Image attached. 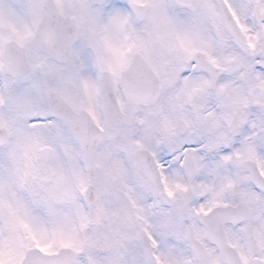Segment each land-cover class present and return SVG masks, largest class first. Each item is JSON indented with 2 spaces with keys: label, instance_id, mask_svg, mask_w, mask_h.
I'll use <instances>...</instances> for the list:
<instances>
[{
  "label": "snow or ice",
  "instance_id": "snow-or-ice-1",
  "mask_svg": "<svg viewBox=\"0 0 264 264\" xmlns=\"http://www.w3.org/2000/svg\"><path fill=\"white\" fill-rule=\"evenodd\" d=\"M0 264H264V0H0Z\"/></svg>",
  "mask_w": 264,
  "mask_h": 264
}]
</instances>
